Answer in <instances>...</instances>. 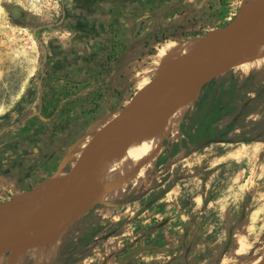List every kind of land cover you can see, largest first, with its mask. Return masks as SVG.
<instances>
[{"label":"rangeland","instance_id":"1","mask_svg":"<svg viewBox=\"0 0 264 264\" xmlns=\"http://www.w3.org/2000/svg\"><path fill=\"white\" fill-rule=\"evenodd\" d=\"M253 1L221 0L224 10L198 31L161 36L126 66L116 52L114 71L100 96L85 93L63 103L50 99L45 110L48 96L40 92L41 82L58 64L61 48L88 20H68L66 12L74 6L68 0H0V132H13L31 107L42 116L56 113L55 127H64L55 131V167L68 172L82 160L84 139L94 125L128 103L137 90L134 74L148 66L159 42L165 58L185 40L203 39L227 25L232 13ZM92 104L98 112L90 109ZM70 124L73 129H66ZM160 143L162 151L147 177L130 179L117 202L99 200L60 242L36 253L8 254L2 264H113L115 258L118 263L132 249L148 248L153 229L173 224L184 257L168 264H242L254 255L264 257V55L234 60L225 75L203 89L179 129L164 133ZM49 174L25 184L0 179V203L45 185ZM41 234L42 229L30 232L33 240Z\"/></svg>","mask_w":264,"mask_h":264},{"label":"crops","instance_id":"2","mask_svg":"<svg viewBox=\"0 0 264 264\" xmlns=\"http://www.w3.org/2000/svg\"><path fill=\"white\" fill-rule=\"evenodd\" d=\"M68 1L74 6L70 5L66 18L77 23L87 19L85 23L88 26L84 28L83 24L80 29L75 28L76 36L65 46L62 45L63 53L57 59L58 64L51 66L49 77L41 82L40 92L48 96L45 110L50 99L67 102L85 93L100 96L105 91L101 90L105 86L104 80H109L112 75L113 55L116 52H119L120 64H131L135 58L155 47L159 37L174 38L196 32L207 24L211 16L220 13L225 7L221 5V0ZM77 23L73 26H78ZM76 39L79 42L75 43ZM157 47V52L149 55L148 66L134 74L136 89L148 84L152 75L157 77L164 59L161 42ZM54 63L53 60L51 65ZM97 106L92 104L90 109L95 108L97 111ZM32 109H29V116L23 123L12 127L13 132H0V179H12L20 184L32 183L41 175H54L59 170V166L55 167L58 157L54 155L57 147L54 144L57 142L55 131L63 128L64 124L57 128L56 113L42 116L41 110L30 112ZM82 122L83 125L87 123L85 118ZM104 122L97 123L92 130ZM66 129H73V125L70 124ZM169 228L153 229L146 239L148 248L139 252L132 249L129 252L132 255L118 260V263L115 258L113 264H168L170 261H179L184 257L180 256L182 251L177 249L181 238L179 228L175 224Z\"/></svg>","mask_w":264,"mask_h":264},{"label":"water","instance_id":"3","mask_svg":"<svg viewBox=\"0 0 264 264\" xmlns=\"http://www.w3.org/2000/svg\"><path fill=\"white\" fill-rule=\"evenodd\" d=\"M263 28L264 0L255 8L243 7L231 22L203 37V69L195 82L154 78L137 89L119 112L85 138L81 148L82 160L63 175L61 170L56 171L46 181L45 191L31 199L14 237L10 240L0 237V258L11 253H36L63 240L85 214L81 191L108 163L115 148V132L120 128L139 126L188 111L203 89L225 75L232 66L234 60L222 58L221 54L231 45L259 34ZM155 98L161 99L150 106ZM52 179L55 186L49 189ZM70 201L73 203V217L68 223L61 224L58 210ZM40 223L43 225L41 237L33 240L30 230Z\"/></svg>","mask_w":264,"mask_h":264},{"label":"bare ground","instance_id":"4","mask_svg":"<svg viewBox=\"0 0 264 264\" xmlns=\"http://www.w3.org/2000/svg\"><path fill=\"white\" fill-rule=\"evenodd\" d=\"M261 2L262 0H257L249 6L255 8ZM202 40L200 37L187 39L178 49L170 52L163 59L156 78L195 82L203 69ZM260 55H264V28L259 34L228 47L221 54V57L236 60L238 58L253 59ZM160 99H153L149 105L154 106ZM184 113L171 115L139 126L118 129L114 137L115 148L108 163L93 176L81 191L83 207L85 209L90 208L99 200L116 201L130 179L146 178L148 168L153 166L162 151L160 141L163 134L168 133L173 127L178 130ZM63 174L64 172L61 173V175ZM120 181L122 183H119ZM114 182L119 183V185L113 186L112 183ZM54 186L55 180L52 179L48 187L52 189ZM44 191L45 185H40L33 191L16 194L10 202L0 203L1 238L10 240L14 237L25 208L35 195ZM72 217L73 203L70 201L59 208L58 219L61 224H66ZM35 229H43L42 223L34 226L30 232ZM5 256L0 258V264H2ZM242 264H264V257L254 255Z\"/></svg>","mask_w":264,"mask_h":264},{"label":"built area","instance_id":"5","mask_svg":"<svg viewBox=\"0 0 264 264\" xmlns=\"http://www.w3.org/2000/svg\"><path fill=\"white\" fill-rule=\"evenodd\" d=\"M236 15H237L236 12L235 13H232L230 19L232 20Z\"/></svg>","mask_w":264,"mask_h":264},{"label":"trees","instance_id":"6","mask_svg":"<svg viewBox=\"0 0 264 264\" xmlns=\"http://www.w3.org/2000/svg\"><path fill=\"white\" fill-rule=\"evenodd\" d=\"M256 91H258V90H256Z\"/></svg>","mask_w":264,"mask_h":264}]
</instances>
